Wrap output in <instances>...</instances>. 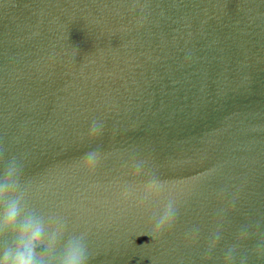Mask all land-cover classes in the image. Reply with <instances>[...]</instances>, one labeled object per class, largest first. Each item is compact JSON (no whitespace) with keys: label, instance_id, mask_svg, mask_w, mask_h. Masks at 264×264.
Instances as JSON below:
<instances>
[{"label":"water","instance_id":"obj_1","mask_svg":"<svg viewBox=\"0 0 264 264\" xmlns=\"http://www.w3.org/2000/svg\"><path fill=\"white\" fill-rule=\"evenodd\" d=\"M0 184L50 264H264V0H0Z\"/></svg>","mask_w":264,"mask_h":264},{"label":"clouds","instance_id":"obj_2","mask_svg":"<svg viewBox=\"0 0 264 264\" xmlns=\"http://www.w3.org/2000/svg\"><path fill=\"white\" fill-rule=\"evenodd\" d=\"M91 160L86 161V164ZM15 173L14 168H9L4 179ZM4 184H0V192ZM19 209L16 204L5 208L0 215V234L12 233L15 246L6 248L0 256V264H50L43 257H38L37 247L43 243V231L40 227L33 226L30 222H19ZM165 220L171 223L168 211L157 224V228L164 226ZM85 249L82 245L68 248L59 261V264H86Z\"/></svg>","mask_w":264,"mask_h":264}]
</instances>
